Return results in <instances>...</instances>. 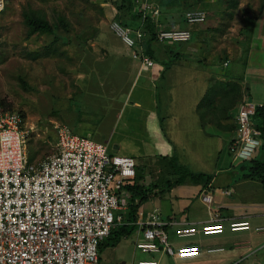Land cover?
Listing matches in <instances>:
<instances>
[{
    "label": "rangeland",
    "instance_id": "rangeland-1",
    "mask_svg": "<svg viewBox=\"0 0 264 264\" xmlns=\"http://www.w3.org/2000/svg\"><path fill=\"white\" fill-rule=\"evenodd\" d=\"M213 1L217 2V0H210V2ZM234 1H236L237 6L233 7L235 15L233 13L234 16H231L230 19L237 24L216 23L217 27L210 28L214 31L210 33L212 37H207L209 41L202 40L203 37L205 38L204 29L199 30V35L196 33L191 43H196L198 38L201 49L192 56L193 60L190 61V57L187 60L191 63L202 64L205 57L202 48L207 47L209 50H213L212 48L223 47L222 43L220 46L218 45L219 37L224 33L222 37L224 41L228 38L235 45L239 44L240 46L239 57L234 60L231 67L242 72L243 67L246 66L244 65L245 61L248 62L251 55L252 60H258V58H254V54L251 52L252 48H255L256 42L261 44L255 50L257 53L255 56L259 54L258 71L253 74L252 71L248 70L246 73V82L248 81L251 90L249 92L253 96L251 100L257 102L255 100H259V95H255L258 92L256 86L260 89L264 87V3L263 0ZM195 2H197V7L194 9H202V0H195ZM228 2L229 0H223L225 4ZM110 5H113L112 0H48L46 2L41 0H8L6 11L0 13V111L14 110L22 113L26 119V126L29 129H34L27 141L30 161L44 159L53 153L58 138L56 126L68 124L72 120L79 96L81 97L80 100L83 101L85 94L99 90V87L106 89L108 80L110 83L108 88H111L113 78H117L118 70L116 69H112V72H108V76H105L106 68H108L107 60L110 55L109 49L120 51L121 48H124L109 26ZM29 8L40 10L51 23L57 22V17L61 15L69 21L70 30L66 31L64 28H60L59 33L63 37L47 50L46 46L56 39L54 35L35 34L27 37L28 27L24 22L23 12ZM227 33H235L237 35L236 40L229 35L227 36ZM212 38L214 42L211 41ZM252 41H254L253 45H251ZM185 46L186 44H172V47L178 50ZM210 46L213 47L210 48ZM218 51L219 59L222 62L226 59L223 56L226 50L223 51L221 48ZM36 52H41L42 55L34 58L33 53ZM225 55L227 56L226 53ZM126 66H128L127 63ZM171 74L174 77L176 72L172 71ZM190 74L191 71L184 70L183 77L179 80L181 82L179 87L185 88L172 96V102L167 101L164 91L161 90L163 93L161 98L163 116L168 112L173 114L180 112L186 115L187 120L185 122L195 118L196 115L191 114L192 106H190L193 94L186 93L188 83L184 82L188 81L187 77L189 78ZM207 76L208 72L204 70V67L203 69L199 68L198 72L195 73V78H191L192 81L189 79V82H192L189 85L195 84L200 90L204 88V85H210L212 89V86H216L213 85L216 82L214 79H207ZM104 77L111 78L106 81ZM118 78L119 87L122 81L120 77ZM114 85L117 87V84L114 83ZM97 87L98 89H96ZM111 91L109 89L108 93ZM75 98L77 99L75 100ZM98 98L102 99L103 96H98ZM91 105L96 108L95 104L91 103ZM81 106L78 105L82 112L88 110L87 105ZM78 107L77 110H79ZM94 108H91L92 111H95ZM200 109L197 107L198 111ZM209 129L208 132L212 133V130ZM167 132L170 133L168 129ZM125 136L119 135V132L116 133L113 137L114 144L118 138ZM177 136L176 132L173 133L172 139L178 138ZM124 141L129 147L137 148L138 146L133 138H124ZM227 141L226 139L225 142H222L223 155L222 151L219 154L222 155L223 160L218 171H216L215 163L218 155L212 152L208 154V150L203 149L202 135L193 130L180 132L179 152L181 159L174 161L173 168L170 166L173 170V173L170 174L173 175L172 177H175L176 174V177L172 179L179 180V177L184 174L183 172L199 173L205 171V173L213 175L214 180L220 181L224 179V175H227L226 177L230 175L231 185L229 188L231 191L230 194L224 195L225 199L228 202L243 204L246 212L254 213L252 206L256 207L257 204L261 206L260 204L264 203V185L252 179H244L242 171L237 166L238 162L233 165L231 174L224 172L222 168L225 166V161H228L229 164L235 163ZM109 145L112 147V143ZM219 148H221L220 141ZM118 154L123 155L121 152ZM155 162L150 160L144 164H152L150 169L153 172L161 171ZM159 163L162 164L161 161ZM159 178L163 182L162 185H159L163 188L171 177L169 173L163 172ZM180 185L183 186L172 193V198H160L159 195L163 210L167 212L172 206L175 210L188 206L191 210L208 213L210 208L208 209V205L202 202L199 182L187 175ZM164 191L162 190L161 194ZM158 192L160 193L159 190ZM175 195L183 200L176 199ZM152 209L153 205L146 206V210ZM216 209L212 205L209 216H212V213L218 214L221 216V220L225 219L223 223L227 224L226 212L222 211V213ZM252 214L250 215L252 227L248 230L233 232L227 229L222 234L204 235L198 233L190 238L194 243L188 245L197 247V252L190 256H181L179 250L186 245L176 244L180 239L176 235L170 236V242L174 245L176 253L173 256L164 253L160 264H177L181 260H184L185 263L191 262V264H264V232H257L255 229L258 225H264V218L260 221ZM134 236L122 240L117 245L118 247H106L100 264H115L111 262V257L114 258L115 251L120 253L124 250L127 254V264L131 262L138 264V260L143 256L137 255L133 259ZM213 247H224V251L209 252V249ZM159 256L160 254L155 255L156 258Z\"/></svg>",
    "mask_w": 264,
    "mask_h": 264
},
{
    "label": "built area",
    "instance_id": "built-area-1",
    "mask_svg": "<svg viewBox=\"0 0 264 264\" xmlns=\"http://www.w3.org/2000/svg\"><path fill=\"white\" fill-rule=\"evenodd\" d=\"M7 2L0 0V13L6 11ZM137 4L144 16L155 18L160 13L150 0H137ZM184 19L190 26L204 24L208 14L202 9L187 10ZM156 25V42L183 43L192 39L190 27H165L160 22ZM109 26L143 66L155 64L145 52V31L134 30L116 18ZM259 106L263 103L245 96L239 107L238 132L230 147L235 160L251 158L261 144L262 131L252 123ZM56 130L53 153L30 161L27 141L34 129L26 126L22 113L0 112V264H99L100 244L115 227L126 223L132 193L125 185L137 175L136 159L112 154L107 144L75 134L68 125H57ZM202 200L211 204L213 196L204 189ZM223 220L215 215L209 222L189 223L163 217L156 207L146 220L137 222L145 241L136 246L146 253L173 256L176 249L170 242L171 230L179 239H190L198 233L213 235L252 227L248 219H233L227 224ZM255 229L264 232V225ZM221 251L224 247L209 249ZM179 252L190 256L197 247L186 245ZM138 264L160 261L142 260Z\"/></svg>",
    "mask_w": 264,
    "mask_h": 264
},
{
    "label": "crops",
    "instance_id": "crops-1",
    "mask_svg": "<svg viewBox=\"0 0 264 264\" xmlns=\"http://www.w3.org/2000/svg\"><path fill=\"white\" fill-rule=\"evenodd\" d=\"M150 1L155 4V6L160 10L159 15L154 18L156 22H160L165 27H190L193 31V37L196 33H198L199 35V30L204 29L205 38L203 37L202 40L205 41H209L207 40V37L211 36L210 33H213L214 31L213 29L210 30V28L217 27L216 23L220 24L223 22H228V25L237 24L230 19L231 16L235 15L233 7H236L237 5L234 4L231 7L229 4L223 3V0H217V2L202 0L201 8L202 10H205L207 12L208 19L206 23L194 26H190L184 21V13L187 10L191 9L188 7L190 4L189 2L186 1V3L180 4L179 2H177V0ZM110 6L111 8L109 9V11L111 10V21V19L116 18L118 10L114 4ZM233 13L234 15H232ZM213 21L215 22V25ZM132 24L135 25L134 30L141 29L140 26L142 25V22L133 20ZM228 35L236 40L235 37H237V35L235 33H227V36ZM223 36L224 33L221 37H219L220 41L218 45L220 46L222 43L223 47H218L216 49L212 48L213 50H209L207 47L202 48V51L205 54L202 64L191 63L187 60L189 59L188 57H190V61L193 60L192 56L196 53V51L201 49L198 38V41L196 43H191L192 40L179 43L186 44V46L180 50L172 47V44L177 43H160L153 41L152 56L155 60V64L152 66H143L141 60L135 59L132 55V50L126 47V45L116 36L120 40L124 48H121L120 51H114L112 50V48L109 49L110 55L107 60L108 68H106L105 76H108L107 73H111L112 69L118 70L117 78H113L112 80V87L108 88L110 87V83L109 80L107 81V79L111 77H104L107 81L106 89H101L103 87H99V90L92 91L87 95L85 94L83 101L80 100L81 97L79 96V100H77V104H75L76 111L71 120L72 122L70 121L68 124H65L68 125L75 134L89 136L96 141L107 144L109 152L112 154H118L121 152L123 153V156H130L136 159L138 163L137 173L145 177V182L148 187H152V190L148 192V194L152 192V196H150L149 199L146 202H143L138 208L137 222L140 220H146L152 210L156 207L160 208L161 215H163V217H175L180 221H186L189 223L209 222L210 220H212V218L215 217V215H218L212 213V216H209L210 209L212 210V205L217 208L216 210H220V212H226V219L228 221L233 219H248L251 222L250 215L253 212H246V209L244 210L243 208L245 205H239L235 202H228L224 197V195H227L224 193V191H231L229 188L231 185V178L229 177L230 175L228 177H226L227 175H224V179L221 181L217 179L214 180L213 177L212 181L206 187L202 183H199L200 193H203V190L206 189L208 193L213 196V201L211 204H208L202 200V202L208 205V209L210 208L208 210V213L197 212L198 210H191L188 208V206L187 208L181 207L176 210L172 206L169 208L170 211L165 212L161 207V201L159 199V195L160 198H170L173 192L178 191L179 188L183 186L180 185V183H183V181L177 183V180L172 179L176 177V174L175 177H172L173 175L170 174L173 173L172 165H174V161L181 159V154L179 152L180 132H191V130H193L197 134L202 135L204 143L203 149L208 150V154L212 152L218 155L217 161L215 163V168H217L216 171H218V167L223 160L222 142H225L227 139V143L229 146L230 140L235 135L232 125L234 124V122H236L237 114H235V118L226 119L224 117V112L222 111V109H215V107L213 106L211 110H208L205 107L204 109H200V111H198L197 107L199 109V103H201L203 97L205 95H208L209 93H212L211 97L217 99L216 103H218L221 97L219 89H221V87L224 85L223 82L225 81H230L232 79L242 77V86H249V84L247 83L248 81L246 82V73L248 72V70L252 71L253 74L258 71L257 66L260 63L259 54L258 56H255V54H257L255 50L261 44L256 42V44L254 45L255 48H252L251 52V54H254V58H258V60H252L251 55V57L248 59L247 65L243 67L242 72H240L239 69L235 70L233 69V67H231L234 63V60L239 57L240 46L237 43V45H235L234 42L229 40L228 38H226V40L224 41L222 39ZM211 41L214 42L213 38L211 39ZM228 42L230 43V45ZM252 43L254 44V41L251 42V45H253ZM211 47L213 46H210V48ZM221 48L223 51L226 50L225 53L227 54V56L225 55V53L223 54L226 59L222 60V62L220 61L218 54V49ZM227 61L228 65H225V62ZM126 63L128 64V66H126ZM203 67L204 70L208 72L207 79H214L216 82L213 84L216 86H212V89L210 88V85H204V88H201V90L196 87L195 84L189 85L192 83L189 82V79L190 81H192L191 78H195V73L198 72L199 68L203 69ZM185 69L191 71L189 78L187 77L188 81L184 82L188 83V86H186V93L190 92L191 95L193 94L191 97L192 102L190 103V106H192L191 114L196 115L192 121L187 122H185L187 120L185 114L180 112L177 114L168 112L163 116V112L161 109V98L163 94L161 90L164 91V95L167 101L170 102L174 94H177L179 90L185 88L183 86L179 87V83H181L179 80L183 77V72ZM208 69H210V71H208ZM172 71L176 72V75L174 77L171 74ZM118 77H120L122 81V84L119 85V87ZM114 83L117 84V87L114 85ZM256 88L258 92L255 93V95H259V100L255 101L263 103L264 87L260 89L258 86H256ZM96 89H98V87ZM109 89L112 90L111 93H108ZM98 96H103V98H98ZM77 98H75V100ZM88 103L90 106L88 105ZM91 103L95 104L96 108H94ZM78 105H82L81 107L87 105L86 107L88 108V110L82 112ZM77 107L79 108V110H77ZM91 108H94L95 111H92ZM97 108L99 109L96 111ZM193 110L195 111V113ZM209 128L212 130V133L208 132ZM167 129L170 131L169 134L167 132ZM118 132L119 135H126L124 138H133L138 145L137 148L129 147L127 145V142L124 141L123 137L118 138L116 141L114 140V144L113 137H115V134ZM175 132L177 133L178 138L172 139V135ZM219 141L221 142V148H219ZM111 143L112 147H110L109 145ZM182 147H184V145H182ZM221 151L222 155L219 154ZM150 160L156 161L155 165H157V167H159L161 171L156 170L153 172L150 169L152 164H144L145 162ZM160 161L162 162V164L159 163ZM224 164L225 166L222 168L224 169V172H229L231 174L233 163L229 164L228 161H225ZM146 165L149 166L144 167ZM163 172L169 173V176L171 177L170 179H168V182L170 180L169 184L171 185L169 188H167V184L166 186H163V188L159 185L163 184L161 178H159V176L163 174ZM203 173H205V171H203ZM180 178L181 177H179V179ZM152 185L155 186L153 187ZM158 190L160 191V193L158 192ZM162 190H165L163 194H161ZM164 194H166L167 196ZM175 198L183 200L181 197H178V195H175ZM136 200L138 202L137 198ZM147 205H153V209L146 210ZM260 205L261 206L257 204L256 207L252 206L255 211L252 215L262 221L264 218V203ZM137 222L136 228L130 233V235L123 237L120 242L128 237H132L135 235V244H133V259H135L137 255H140L143 257H141L138 262L151 259H159L160 261L164 253H159L160 256L156 258L155 255H157L158 253H146L137 248V242L145 241L143 233L139 231L140 228L137 225ZM170 235L171 237L175 236L174 230H171ZM191 243L194 242L190 239H180L176 242V244L179 245H188ZM117 245H107L104 247V249L106 247L115 248L118 247ZM104 249L100 252L101 261ZM126 255L127 254L125 250L120 253H118V251H115V256L114 258L111 257V262L115 264H127ZM129 264H134V262H131ZM177 264H191V262L185 263L184 260H181Z\"/></svg>",
    "mask_w": 264,
    "mask_h": 264
},
{
    "label": "trees",
    "instance_id": "trees-1",
    "mask_svg": "<svg viewBox=\"0 0 264 264\" xmlns=\"http://www.w3.org/2000/svg\"><path fill=\"white\" fill-rule=\"evenodd\" d=\"M41 1L46 2L48 0H41ZM186 1L190 3L188 6L189 8L194 9L197 7V2H195V0H177V2H179L180 4L186 3ZM112 2L118 10L116 19L121 21L124 25L130 26L133 29H135V25L132 24V21L138 20L142 22V25L140 27L143 31L146 32L145 41H144L145 52L153 58L152 43L153 41L156 40V36L158 32V25H156L155 19L150 15L147 16L143 15L142 9L137 4V0H112ZM228 4L231 7L234 4L237 5L236 1L234 0H229ZM23 15H24V22L28 27V35H27L28 38L35 34H48L55 36L56 39H54L49 45L46 46L47 50L50 47H52L60 38L63 37V35L59 33L60 28H64L66 31L70 30L69 21L67 19H64L61 15L57 17V22L55 23H51L46 18V16L41 13L40 10H35L33 8H29L25 10L23 12ZM41 55H42L41 52L33 53L34 58H38ZM245 63L244 65H247V60L245 61ZM242 79L243 78L240 77V78L232 79L230 81L223 82L224 85L221 87V89H219V93L221 95L219 102L216 103L217 99L211 97L212 93H209L208 95H205L203 97L202 102L199 104V109L200 108L204 109L206 107L208 110H211L214 106L215 109L217 108L222 109V111L224 112V117L226 119L235 118V114H237L240 105L244 101L245 96H247L250 100L253 99L252 98L253 96H251L252 94L249 92L251 91L250 87L242 86L241 84ZM7 111H12V110H7ZM252 123L262 131L261 144L259 145L257 152L249 159L235 160L233 157V160L235 161L234 165L238 162L237 166L242 171V176L245 179H252L264 185V102L262 107L259 106L256 108V111L252 116ZM232 127L235 135L233 136L234 138L232 137V139L229 142V150L232 143L236 140V136L238 132L237 121L234 122ZM183 173L184 174L181 176L182 179L180 178L179 180H177V183L182 182L187 175H190L193 178V180L202 183L206 187L213 179V175H209L203 172H199V173L183 172ZM170 186L171 185L168 182L167 188H169ZM125 188L131 191L132 193L129 209L125 217L126 223H121L112 230L110 236L107 237L100 244L99 246L100 252L104 249L105 246L117 245L123 237L130 235V233L136 228V222L138 218V208L143 202H146L149 199V197L152 196V192L148 194V192L152 190V187H148V185L145 182V177L138 173L134 179L128 181V183L125 185ZM136 198L138 199V202Z\"/></svg>",
    "mask_w": 264,
    "mask_h": 264
}]
</instances>
